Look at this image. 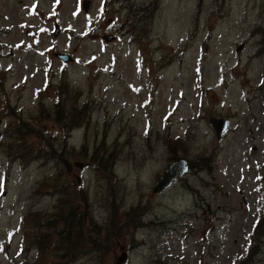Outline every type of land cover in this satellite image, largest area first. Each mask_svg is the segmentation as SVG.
Listing matches in <instances>:
<instances>
[{
    "label": "rangeland",
    "instance_id": "obj_1",
    "mask_svg": "<svg viewBox=\"0 0 264 264\" xmlns=\"http://www.w3.org/2000/svg\"><path fill=\"white\" fill-rule=\"evenodd\" d=\"M152 1L0 0V264H264V0Z\"/></svg>",
    "mask_w": 264,
    "mask_h": 264
},
{
    "label": "trees",
    "instance_id": "obj_2",
    "mask_svg": "<svg viewBox=\"0 0 264 264\" xmlns=\"http://www.w3.org/2000/svg\"><path fill=\"white\" fill-rule=\"evenodd\" d=\"M156 1L157 0H153L149 4H146V5L137 7L138 8V12L142 13L143 15H137L135 17L138 18L139 20H141L143 16H148L146 22L149 24L150 21H151L150 18H152V16L154 15V11L156 9V5L154 4ZM130 15L132 16L133 14L130 12ZM55 108L56 109L59 108V104L58 103H56ZM87 113H88L87 103L81 104V106L78 107V108L72 107L70 109V113L68 114V119H69V123L73 124V126H71L69 128V131L72 130L73 128H76L77 126H79L83 122V120L86 117ZM23 126H25V128H29L26 124H23ZM20 129H21V126L18 125L15 128V132L17 134H20L21 133V130ZM28 135L29 134L26 133V130L22 133V137L23 138L24 137H27ZM109 159L110 158H108L107 163H108L109 167L112 168V163H111V161ZM176 159H178L177 156L174 157V160H176ZM60 202L61 201H59V203ZM54 217L55 218H50V219L47 218L46 219V225L50 228V227H53V226L56 227L57 226V223H59L62 227H61V229H59L58 234L61 235L60 237L64 241L68 242L69 241V236L71 235V233L73 231V227H74V223H73L74 211L71 210L70 213H66L63 216L62 215H59V214H56ZM261 218L262 217H260L258 219L261 220ZM57 219H59V220H57ZM258 219H257V221L255 223V228H254L253 231H255V229H256L255 232H257L260 229L261 225L263 224L262 232L264 234V222L262 221L261 224L258 225V223H259ZM132 225H133V230L139 228V222H136L135 220L132 221ZM62 235H65V236L63 237ZM262 237H264V235ZM262 237H261V239H263ZM261 239H260V242H261ZM77 241L81 245V247H80L81 252L80 253H83V249H84V252H85L86 245L80 239H77L75 242H73L72 244H70V248L73 251V257L77 256L76 255V252H75L79 248L78 247V244H77ZM252 243H250L249 248L247 250V254L248 255L250 254V256L248 257V260L245 263H242L241 262L242 264H250V263H252L253 257L258 254V250H259L260 246L259 245L257 246L256 243H253L254 244V247L252 248V251H251L250 250V246H251ZM253 250H254V252H253ZM68 251H69V248H67V252H66L67 254L69 253Z\"/></svg>",
    "mask_w": 264,
    "mask_h": 264
},
{
    "label": "water",
    "instance_id": "obj_3",
    "mask_svg": "<svg viewBox=\"0 0 264 264\" xmlns=\"http://www.w3.org/2000/svg\"><path fill=\"white\" fill-rule=\"evenodd\" d=\"M63 62L69 61V56L67 55H58ZM209 124L215 131L217 139H220L223 134L228 129V121L225 119L211 118ZM189 172V162L185 159H179L173 162L168 168L163 172L159 179L155 182L152 193L161 194L169 190L175 181L184 177Z\"/></svg>",
    "mask_w": 264,
    "mask_h": 264
}]
</instances>
